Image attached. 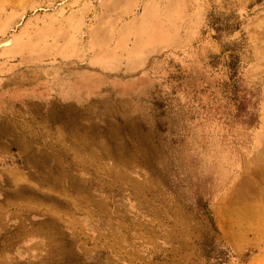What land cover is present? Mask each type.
<instances>
[{
  "label": "rangeland",
  "instance_id": "rangeland-1",
  "mask_svg": "<svg viewBox=\"0 0 264 264\" xmlns=\"http://www.w3.org/2000/svg\"><path fill=\"white\" fill-rule=\"evenodd\" d=\"M262 153L264 0H0V264H264Z\"/></svg>",
  "mask_w": 264,
  "mask_h": 264
},
{
  "label": "bare ground",
  "instance_id": "bare-ground-1",
  "mask_svg": "<svg viewBox=\"0 0 264 264\" xmlns=\"http://www.w3.org/2000/svg\"><path fill=\"white\" fill-rule=\"evenodd\" d=\"M257 161L260 162V166H256V169L261 170H256L258 171L255 172L256 176H253L252 172H250V178L257 180L259 186L256 184L255 186L259 190L258 194L247 181L242 182V185L245 186L244 191L237 194L235 201L231 204L230 208L225 211L224 216L222 213H220L219 216L222 220L221 223L224 226L225 234L230 240H233L232 232H234V230L237 231L235 226L244 225L242 227L244 234L246 232V234L254 236L252 239L258 243L260 249H264V197L261 199L262 205H257V209L255 206L252 207L249 204L252 200L258 199L260 195L264 196V153H262V157L258 158L255 162ZM244 237L245 235H242L241 238L243 239Z\"/></svg>",
  "mask_w": 264,
  "mask_h": 264
}]
</instances>
